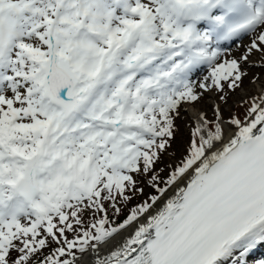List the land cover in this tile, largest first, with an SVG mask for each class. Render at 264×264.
Wrapping results in <instances>:
<instances>
[{"label": "snow or ice", "instance_id": "snow-or-ice-1", "mask_svg": "<svg viewBox=\"0 0 264 264\" xmlns=\"http://www.w3.org/2000/svg\"><path fill=\"white\" fill-rule=\"evenodd\" d=\"M260 248L264 0H0V264Z\"/></svg>", "mask_w": 264, "mask_h": 264}, {"label": "rangeland", "instance_id": "rangeland-1", "mask_svg": "<svg viewBox=\"0 0 264 264\" xmlns=\"http://www.w3.org/2000/svg\"><path fill=\"white\" fill-rule=\"evenodd\" d=\"M248 73H249V77L253 76L254 74H261L260 70L259 69H256V68H252V69H248ZM245 88L248 89L249 87H253L252 84L249 83L248 79L245 80ZM249 90V89H248ZM249 91H255L254 89L252 90H249ZM241 95V93L237 92L235 94H232L230 97H229V104L228 105H224L223 108H224V112H225V116L228 115V109L229 107L233 104V102L239 98V96ZM215 99V97H214ZM209 100H212L208 97V95L206 94L205 97L201 100L200 104L199 105H203L204 102H208ZM198 106V105H197ZM207 109L205 110H208L207 112H211V115H212V106L209 105L208 107H206ZM204 110V111H205ZM211 115H209V117H211ZM186 121L184 120V118L182 120H178L177 121V124L179 125V128H180V132L178 133V136H181V137H184V138H187L188 136V128H189V123L187 124V126H184V123ZM167 159V158H166ZM149 189H145V192L146 193H151V192H147ZM137 201H133V203H136Z\"/></svg>", "mask_w": 264, "mask_h": 264}, {"label": "bare ground", "instance_id": "bare-ground-1", "mask_svg": "<svg viewBox=\"0 0 264 264\" xmlns=\"http://www.w3.org/2000/svg\"><path fill=\"white\" fill-rule=\"evenodd\" d=\"M249 90H252V89H254V90H257L256 89V87L253 85V87H249L248 88ZM210 102H204L203 103V105H198L197 107L198 108H202L203 110H205V109H207L206 107H208L210 104H209ZM193 113H192V110H189V112H188V114H187V116H185L184 117V120L186 121L185 123H184V126H187V124H188V116H191Z\"/></svg>", "mask_w": 264, "mask_h": 264}]
</instances>
